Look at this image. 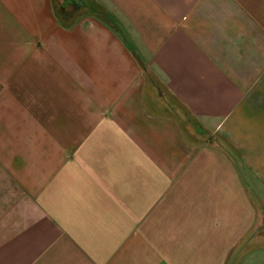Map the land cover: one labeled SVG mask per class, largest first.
<instances>
[{
	"label": "crops",
	"instance_id": "crops-1",
	"mask_svg": "<svg viewBox=\"0 0 264 264\" xmlns=\"http://www.w3.org/2000/svg\"><path fill=\"white\" fill-rule=\"evenodd\" d=\"M0 264H264V0H0Z\"/></svg>",
	"mask_w": 264,
	"mask_h": 264
},
{
	"label": "rangeland",
	"instance_id": "rangeland-1",
	"mask_svg": "<svg viewBox=\"0 0 264 264\" xmlns=\"http://www.w3.org/2000/svg\"><path fill=\"white\" fill-rule=\"evenodd\" d=\"M71 10V8L70 7H67V12H69Z\"/></svg>",
	"mask_w": 264,
	"mask_h": 264
}]
</instances>
